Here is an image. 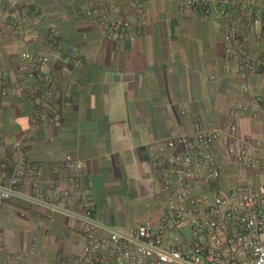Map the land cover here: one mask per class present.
I'll return each mask as SVG.
<instances>
[{
	"label": "crops",
	"instance_id": "crops-1",
	"mask_svg": "<svg viewBox=\"0 0 264 264\" xmlns=\"http://www.w3.org/2000/svg\"><path fill=\"white\" fill-rule=\"evenodd\" d=\"M105 1L135 21L130 0H0V15L21 14L37 33L36 39L24 38L25 48L46 60L52 109L60 116L55 125L41 128L29 122L28 105L5 99L0 133L6 147L0 162L19 143L21 159L41 163L42 183L26 181L20 187L33 194V186L57 177L61 157L78 160L83 169L73 211H80L82 198L91 194L96 218L128 231L142 222L155 225L163 214L150 163L157 144L173 130L191 134L199 121L226 132L234 122L238 138L260 137L264 120L256 111L264 113V74L242 73L228 62L222 24L200 11H181L186 0H136L146 26L135 43L109 41L82 17L85 8ZM254 1L264 7V0ZM1 37L0 70L13 77L19 39L8 27ZM262 45L252 38L249 49L255 54ZM242 86L249 92L242 93ZM253 154L249 171L222 167L221 187L256 185L260 156ZM78 230L77 222L23 200L0 201V264H80Z\"/></svg>",
	"mask_w": 264,
	"mask_h": 264
},
{
	"label": "built area",
	"instance_id": "built-area-1",
	"mask_svg": "<svg viewBox=\"0 0 264 264\" xmlns=\"http://www.w3.org/2000/svg\"><path fill=\"white\" fill-rule=\"evenodd\" d=\"M130 6L135 21L120 14L111 1L85 8L82 17L109 41L135 43L146 19L142 3L130 0ZM185 9L200 11L222 24L225 58L240 72L264 74L263 6L254 0H186L180 10ZM6 27L18 37L20 51L13 77L0 70V105L7 98H19L21 105L30 108L31 124L41 128L55 125L60 116L52 109L49 66L39 54L25 48L24 38L36 39L38 35L26 26L21 14L7 12L0 15V46ZM252 38L263 44L255 54L249 49ZM240 90L249 92L247 86ZM241 109L247 112L246 107ZM256 116L264 120L262 111L257 110ZM2 117L0 112V121ZM193 127L191 134L175 129L157 144L151 173L160 183L165 206L155 225L142 222L128 231L116 230L96 218L91 194L82 198L80 211H73L83 164L68 155L58 160L55 179L40 188L33 186V194L23 193L20 187L24 182L42 181L44 167L21 159L19 143L0 162V201L20 199L49 215L77 222L80 264H264V128L259 138L240 139L234 122L227 125L226 132L199 121ZM5 147L0 133V151ZM253 153L260 156L256 185L221 187L222 167L249 171L254 166Z\"/></svg>",
	"mask_w": 264,
	"mask_h": 264
}]
</instances>
